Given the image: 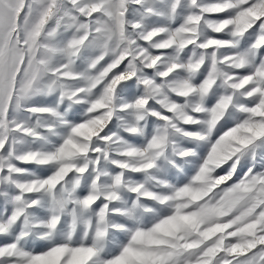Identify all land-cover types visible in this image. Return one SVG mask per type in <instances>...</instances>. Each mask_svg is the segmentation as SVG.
Listing matches in <instances>:
<instances>
[{"label":"snow or ice","instance_id":"6c2138e0","mask_svg":"<svg viewBox=\"0 0 264 264\" xmlns=\"http://www.w3.org/2000/svg\"><path fill=\"white\" fill-rule=\"evenodd\" d=\"M0 264H264V0H0Z\"/></svg>","mask_w":264,"mask_h":264}]
</instances>
